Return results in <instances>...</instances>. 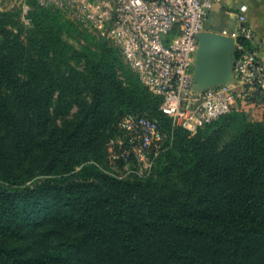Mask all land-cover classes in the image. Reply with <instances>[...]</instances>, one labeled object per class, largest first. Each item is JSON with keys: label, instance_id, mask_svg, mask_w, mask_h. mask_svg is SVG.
Masks as SVG:
<instances>
[{"label": "trees", "instance_id": "obj_1", "mask_svg": "<svg viewBox=\"0 0 264 264\" xmlns=\"http://www.w3.org/2000/svg\"><path fill=\"white\" fill-rule=\"evenodd\" d=\"M32 1L38 27L62 14ZM46 47L64 54L60 43ZM26 53L16 36L0 43V90L12 93L0 91V264H264V120L234 111L191 135L173 126L160 110L161 98L132 72L138 85L126 89L115 82L119 60L105 49L93 73L92 103L74 130L40 139L52 122L50 105L62 79L54 75L52 60L49 76L42 77L40 59L26 60ZM106 88L125 107L114 115L117 133L130 114L174 136L178 153L166 157L182 171L184 191L152 190L91 166L64 175L75 169L69 161L61 175L32 182L37 168L21 166L22 157L32 160L41 152L49 158L44 171L56 175L64 146L75 136L87 138L84 146L95 144L92 136L112 118L105 120L101 107ZM44 227L62 238L41 249L30 240Z\"/></svg>", "mask_w": 264, "mask_h": 264}, {"label": "built area", "instance_id": "obj_2", "mask_svg": "<svg viewBox=\"0 0 264 264\" xmlns=\"http://www.w3.org/2000/svg\"><path fill=\"white\" fill-rule=\"evenodd\" d=\"M41 7L69 17L100 36L121 54L129 70L152 95L173 126L194 133L264 97V60L256 54V35L241 7L235 36L234 82L195 91L198 35L206 31L210 13L222 0H35ZM244 41V42H243ZM125 137L118 152L125 162L147 165L166 135L157 122L126 115L119 122ZM117 151L114 158H117Z\"/></svg>", "mask_w": 264, "mask_h": 264}, {"label": "rangeland", "instance_id": "obj_3", "mask_svg": "<svg viewBox=\"0 0 264 264\" xmlns=\"http://www.w3.org/2000/svg\"><path fill=\"white\" fill-rule=\"evenodd\" d=\"M246 5L248 10L244 15L248 25H250L249 21H264V0H222L210 13L206 31L235 36L239 26L241 7ZM34 10L36 7H34L32 0H0V29L6 32L4 34L6 37H18L19 41L27 48V53L23 56L26 60L30 58L40 59L44 66L41 73L42 77L49 76L50 68L48 69V66L49 63H52L49 61L52 60L54 75L60 76L62 79L60 90L50 105L52 122L47 133L40 137V139L49 140V136L60 138L68 132H72L75 125L80 121L81 115L91 105L93 100L91 88L93 73L103 50L111 49L114 57L119 60L118 62L115 61L114 66L115 82L126 89L138 85V82L129 71L118 49L113 45L107 44L100 36L93 35L84 27L75 24L65 14L59 15L60 17L57 15L59 18L50 17L45 20L42 27H38L36 24L40 23V17L32 15ZM5 36L0 35V43L5 40ZM50 41L60 43L66 55L61 50L55 54L53 49L44 48V45L50 44ZM24 78L26 79V75ZM109 83L111 84L112 80ZM66 84H71L69 89L64 87ZM64 89H67V94L61 93L59 99V91ZM0 91L5 97L12 96V93L4 87ZM108 91L109 89L105 93L101 107L105 114V120L112 118L107 125L101 127L92 136L93 139L97 135L95 144L84 146L83 141H86L87 138L81 133L77 137L75 136L76 139L69 141L64 146L65 155L61 162V168L58 169L60 172L58 171L56 175H47L44 171V167L48 163L46 161L49 158L41 152L35 154L36 158L32 160L22 157L20 165L37 168V175L32 182L61 175L60 173H63L64 168L63 163L69 161L71 165H75V169L73 172L64 175H75L82 168L91 166L120 180L146 183L152 190H162L166 193L173 191L178 194L180 191H184L186 184L182 179V171L178 170L166 157L168 152L178 153L176 149H173L174 136L166 135V141L159 150L149 154L150 162L147 161V165L135 160L124 161L118 150L125 137L120 131L119 125L117 133L113 120L114 115H118L125 107L117 99L113 100L110 97L112 93ZM258 100L260 98L255 103ZM151 101L152 99L149 102L151 103ZM248 107L249 105L240 103L235 112H243L248 117ZM113 111L114 114L111 116L109 112L112 113ZM34 132L39 133L37 130ZM197 132L198 130L191 135H195ZM116 151L115 156L117 155V158L115 159L114 153ZM61 235L60 231L53 227H44L37 229L30 241H33L37 248H49L62 238Z\"/></svg>", "mask_w": 264, "mask_h": 264}, {"label": "water", "instance_id": "obj_4", "mask_svg": "<svg viewBox=\"0 0 264 264\" xmlns=\"http://www.w3.org/2000/svg\"><path fill=\"white\" fill-rule=\"evenodd\" d=\"M198 39L199 50L194 73L195 91L232 84L234 82V37L204 31L198 35Z\"/></svg>", "mask_w": 264, "mask_h": 264}, {"label": "crops", "instance_id": "obj_5", "mask_svg": "<svg viewBox=\"0 0 264 264\" xmlns=\"http://www.w3.org/2000/svg\"><path fill=\"white\" fill-rule=\"evenodd\" d=\"M247 10L248 6L246 5ZM250 27L256 35L254 48L258 57L264 60V21L254 20L249 21ZM248 118L251 121H262L264 119V97L260 98L257 103L249 105L248 107Z\"/></svg>", "mask_w": 264, "mask_h": 264}]
</instances>
